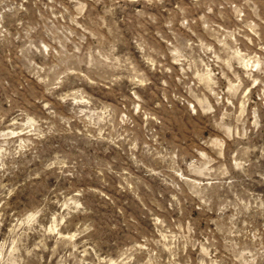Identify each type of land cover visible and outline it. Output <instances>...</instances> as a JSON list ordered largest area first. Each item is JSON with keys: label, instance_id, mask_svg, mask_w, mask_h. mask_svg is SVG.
<instances>
[{"label": "clouds", "instance_id": "clouds-1", "mask_svg": "<svg viewBox=\"0 0 264 264\" xmlns=\"http://www.w3.org/2000/svg\"><path fill=\"white\" fill-rule=\"evenodd\" d=\"M169 2L0 0V264H45V253L48 264H99L88 251L100 241L89 235L98 229L87 194L109 196V176L157 226L140 231L121 206L138 239L112 264H264V193L248 186L264 184V145L248 143L261 123L247 112L257 85L264 104V0ZM4 72L19 77L15 86ZM97 145H114L123 163L97 164L89 152ZM37 161L33 182L72 178L71 198L63 189L42 197L41 209H60L45 216L50 227L35 207L7 212L19 185L3 177ZM189 203L214 214L215 227L198 232L184 219ZM176 212L167 223L163 214ZM60 226L84 239L72 244Z\"/></svg>", "mask_w": 264, "mask_h": 264}, {"label": "rangeland", "instance_id": "rangeland-1", "mask_svg": "<svg viewBox=\"0 0 264 264\" xmlns=\"http://www.w3.org/2000/svg\"><path fill=\"white\" fill-rule=\"evenodd\" d=\"M176 0H171V2L165 4V8L172 9L175 7ZM65 6L67 3L65 2ZM26 8L30 7V5L26 4ZM136 7H142V4H136ZM99 10V8L97 9ZM154 12L162 13V15L167 16L168 12L164 11L163 8L156 7L151 9ZM59 11H63L60 9ZM131 11V9H128ZM194 11V10H193ZM195 14V11H194ZM21 15H25L23 12ZM190 35V34H189ZM176 67H179L177 65ZM3 75L9 79L11 85L15 86L17 80L19 79L16 75L9 76L7 72H4ZM157 76L159 73L156 74ZM155 79V77H154ZM259 85L253 88L248 96L250 97L248 101L247 112L251 115L252 109L257 110V114L260 118L261 127L258 131L254 130L249 134L248 143L260 146L264 145V104H261L259 96L257 94ZM97 95H101V93H97ZM145 95H150L149 93H145ZM118 98V94L114 96H106L105 100L113 101ZM7 107V104L4 105ZM139 116V113H136ZM146 118V117H145ZM255 118V117H253ZM251 127V124H249ZM173 130L179 134L176 125H173ZM165 135L171 136V133H166ZM52 143L59 144L61 149L68 150L69 146L62 142L61 138H52ZM105 145H97L94 148L89 149V152L92 153L91 158L96 160L97 164H104L110 161L112 158H116V166H119L123 163L125 159L120 150L117 149L114 145L110 150L105 151ZM255 155H259V152L255 153ZM39 162H34L27 167H22L18 170H15L11 174L6 177H3V182L8 184L9 187H13L15 185H19L16 188L15 192L8 197V208L7 212L9 214L15 213L16 215H20L25 210H32L34 207L37 211H41V216L37 217L39 222L45 223V226H51L50 217L47 221H45V216H48L49 213L59 211L60 209L57 205H48L41 209V205H43L42 197L45 194H49V189L53 192L64 190L66 195L71 198V187L70 181L72 178L68 180L65 179H57L56 176H51L48 174L42 175L37 178L36 182H33L31 179H28L29 174L37 169V164ZM258 180V178H254ZM118 178L109 176L108 177V185L106 191L109 193V196H102L98 193H88L87 194V203L93 209L91 214V218L96 223L98 232L90 233L94 239L100 241L97 250L89 249V253H91V257H95L97 254L99 255V264H112L113 261L117 259V253L120 249L127 246L133 238L138 239L136 232H130V230L123 224V217L119 214L118 209L122 206L127 210L128 213L135 215L140 220V231L145 233L154 232L156 229V224L152 223L150 220L141 217L140 208L138 207L139 202L135 201L133 197L130 196L127 192L118 191L115 185L117 184ZM83 183H90L95 185L96 181L93 180H85ZM249 188L254 190L257 193H264V184L249 182ZM159 189V185H157ZM63 200V197H61ZM125 200L128 203H124ZM115 201V203H113ZM169 217L167 223L171 224L172 221H175L179 213H165L163 214ZM209 217L214 218V214L211 213H203L199 208H197L194 204L189 203L185 206L184 211V219H190L192 223L197 226V230L207 229L208 227H215V225H211L209 223ZM73 219H84V217H73ZM62 223H67V220H63ZM112 223L118 224V229L115 231L110 230V225ZM59 231L64 237H71V242L74 245H78L84 239L83 237L78 236L75 233V229L72 232H67L64 230L62 226L59 227ZM55 245V241H49V246L52 247ZM68 251H72L71 248ZM191 251V250H190ZM61 252L63 249L61 248ZM192 255L195 256V252H192ZM57 257L56 259H58ZM85 259H89V256H85ZM50 259V254L45 253L44 260L45 264H48ZM51 264H56V260L52 259Z\"/></svg>", "mask_w": 264, "mask_h": 264}]
</instances>
